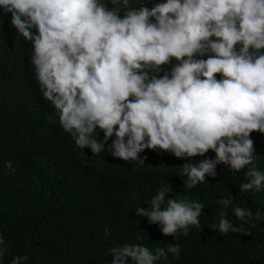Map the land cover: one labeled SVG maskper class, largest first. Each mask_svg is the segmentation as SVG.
<instances>
[{
  "label": "clouds",
  "instance_id": "9594fccd",
  "mask_svg": "<svg viewBox=\"0 0 264 264\" xmlns=\"http://www.w3.org/2000/svg\"><path fill=\"white\" fill-rule=\"evenodd\" d=\"M0 14L31 43L42 97L78 148L140 164L146 150L187 159L178 175L187 189L215 179L218 165L247 169L239 193L264 191L251 138L264 134V0H153L139 7L129 0H0ZM209 151L215 158L193 162ZM169 191L160 188L135 215L166 237L187 236L190 226L200 228L204 205ZM235 198L217 203L227 209ZM233 211L244 224L264 222L259 209ZM226 217L221 211L209 228L245 231ZM6 252L0 234V264ZM180 252L178 243H125L108 250L106 264H157ZM28 260L16 256L11 264Z\"/></svg>",
  "mask_w": 264,
  "mask_h": 264
},
{
  "label": "trees",
  "instance_id": "16d2710c",
  "mask_svg": "<svg viewBox=\"0 0 264 264\" xmlns=\"http://www.w3.org/2000/svg\"><path fill=\"white\" fill-rule=\"evenodd\" d=\"M153 0H129L130 7ZM111 7L112 5L109 4ZM122 6V5H120ZM0 14V234L7 252L4 264L27 256V264H106L112 247L142 244L150 249L178 243L180 255L157 264H264V222L244 224L234 207L264 213V191L239 193L249 182L247 169L236 173L218 165V176L193 189L178 176L187 159L146 150L143 164L80 149L59 125V115L41 94L30 64L32 47ZM52 117V119H50ZM98 139L103 140V132ZM115 137H113L114 139ZM256 166L264 172V134L253 132ZM111 143V141H109ZM208 157H196L198 163ZM11 162L12 168L7 164ZM166 167H161V166ZM184 179H187L186 177ZM166 187L169 197L204 205L200 228L187 236H164L159 225L137 217ZM232 194L227 209L218 200ZM168 197H166L167 199ZM221 211L244 232L220 233ZM131 264V261H129Z\"/></svg>",
  "mask_w": 264,
  "mask_h": 264
}]
</instances>
